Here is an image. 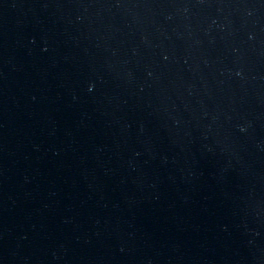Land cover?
<instances>
[{
    "label": "water",
    "instance_id": "95a60500",
    "mask_svg": "<svg viewBox=\"0 0 264 264\" xmlns=\"http://www.w3.org/2000/svg\"><path fill=\"white\" fill-rule=\"evenodd\" d=\"M0 264H264V0H0Z\"/></svg>",
    "mask_w": 264,
    "mask_h": 264
}]
</instances>
